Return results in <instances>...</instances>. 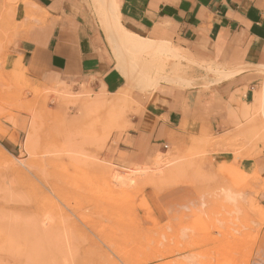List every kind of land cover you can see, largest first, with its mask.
<instances>
[{
    "label": "rangeland",
    "instance_id": "1",
    "mask_svg": "<svg viewBox=\"0 0 264 264\" xmlns=\"http://www.w3.org/2000/svg\"><path fill=\"white\" fill-rule=\"evenodd\" d=\"M31 1L25 6L16 0H0V140L8 137L19 145L14 156L0 145V187L15 191L16 197L22 196L15 204L24 205L25 200L24 206L31 209L27 264H248L255 237L264 226L255 213L259 202L254 198L248 199L246 210L256 222L246 214L239 224L234 222L238 229L229 220L232 211L218 198L225 186L214 182L215 175L210 182L206 175L198 176L211 206L192 224L175 227L169 219L163 220L166 214L156 199L177 186H171L176 176L187 181L194 170L193 159L217 150L220 143L237 158L250 144L263 143L264 102L242 107L237 134L208 135L185 154L155 152L138 164L126 150L132 144L128 130L130 115L136 110V89L125 84L116 93L106 94L60 83L37 85L27 78L19 44L27 28L46 14H39ZM86 1L95 9L94 0ZM205 74L211 73L199 69L183 86H191ZM248 110L257 118L250 119ZM166 170L171 177L177 174L167 180L162 176ZM228 170H233L232 163ZM8 180L15 184L8 185ZM233 185L249 187L243 176ZM229 242L237 244L238 253H226ZM6 250L0 241V264H13L5 259ZM18 252L16 264H21Z\"/></svg>",
    "mask_w": 264,
    "mask_h": 264
},
{
    "label": "crops",
    "instance_id": "2",
    "mask_svg": "<svg viewBox=\"0 0 264 264\" xmlns=\"http://www.w3.org/2000/svg\"><path fill=\"white\" fill-rule=\"evenodd\" d=\"M33 1L47 14L27 28L19 44L23 68L33 84L60 83L75 90L89 87L106 94L125 88L121 74L114 67L115 60L96 10L89 2L86 5L84 0ZM116 1L120 23L125 29L143 38L166 41L197 65H207L211 60L227 68L264 65V0ZM26 76L23 71L22 77ZM207 76L196 79L191 86L159 83L151 93L134 92L136 110L130 115L132 126L128 130L132 144L126 148L131 160L144 164L155 152L185 154L205 136L237 134L242 107L252 108L259 102L255 91L263 83V74L244 70L218 83L212 82L214 75ZM234 92L238 94L236 99H232ZM248 115L250 119L257 118L251 110ZM0 145L13 156L19 150L17 141L8 137L2 138ZM224 145L220 143L217 150L193 159L192 166L199 164L193 166L186 185L159 193L156 201L166 214L163 220L169 219L177 227L182 223L192 224L199 214L204 216L209 212V197L204 194L202 182L198 183V176L203 175L209 182L215 175L214 182L222 183L223 189L235 188L233 182L244 177L249 187L238 189L245 201L238 210L233 212L234 207L224 200L223 189L218 192V198L225 201L226 209L238 220L241 216L246 218L249 198L264 208L263 143L250 144L238 158ZM231 163L233 170L229 171ZM247 216L255 221L253 215ZM248 264H264V226Z\"/></svg>",
    "mask_w": 264,
    "mask_h": 264
},
{
    "label": "bare ground",
    "instance_id": "3",
    "mask_svg": "<svg viewBox=\"0 0 264 264\" xmlns=\"http://www.w3.org/2000/svg\"><path fill=\"white\" fill-rule=\"evenodd\" d=\"M16 1L22 3L25 6L32 4L31 0H16ZM81 1H83V0H81ZM94 1H95V5H96L94 7L96 10V15H97V19L99 22V26L102 29L101 31L103 32V35L105 36L104 38H105L107 44L110 46V48L109 47L108 48L110 49L111 55L113 56V59L115 60L114 67L121 74L125 84H128L129 86L133 87L134 89H136L138 91L143 92L146 89V87H148V90L146 92L151 93V91L154 89V87L159 85V83H171L173 85H178V86L182 85L183 86L182 82L186 83L187 78H192L193 77L192 75H195L199 69L201 72L203 71V72H208V73L213 74L215 76L214 79H212V81L214 83H218L221 81L223 82L224 78L228 79V78L235 76L237 73H240L241 71H244V70H255L256 72H260V73L263 72L264 73V66H256V67L255 66H244V67H239V68L238 67L227 68L224 64H217L215 62L213 63L212 60L208 64L204 63V64H207L205 66H203V65L200 66L199 64L197 65V64H195V62H192L188 58H186L185 56L179 54L176 49H174L171 45L167 44L166 42H158L155 40L143 38V37L131 32V31L125 29L120 23V12H119L116 0H94ZM86 2H88V1H86ZM29 8H31V6ZM37 8L41 11V12H39V14H41L42 11H44V8L41 6L37 5ZM28 10L29 11H27V14L30 12V9H28ZM32 15H30V16H32ZM46 15L47 14L42 13L40 15V17H46ZM171 61H173V62H171ZM206 76L207 75L205 74L204 77H206ZM207 77H209V76H207ZM197 78H199V77H197ZM208 84H209V82H208ZM242 89H243V87H242ZM240 94H241V92H240ZM237 95L238 94L236 92H234V94L232 95V99H234V98L236 99ZM255 97L259 101V104L260 103L263 104V102H264V82H263V85L261 87V90L255 94ZM252 100H254V99H252ZM230 101H232V100H230ZM257 105L255 104L254 106H257ZM234 108H235V105H234ZM262 110H263V108H262ZM238 115H240V114H238ZM232 120H233V118H232ZM258 128L260 129V126ZM259 131L258 132L256 131L255 134L259 133ZM191 136H193V135H191ZM256 136H258V135H256ZM260 136H261V134L259 135V137ZM253 137H255V135ZM253 139L255 140V138H253ZM261 140L264 141V137ZM261 140H258V141H261ZM191 141H193V140H191ZM256 141H257V139H256ZM263 145H264V142H263ZM169 171L166 170V171H164V173L166 172L165 174L162 173V176L163 175L165 176L164 178H166V176H167V180H168V176L170 179V178H173V176L177 174V173L172 174L173 176L171 177ZM173 172L171 171V173H173ZM10 178H13V177H10ZM175 178L176 179H174L171 182V186L185 185L187 183V181L181 180L180 177L176 176ZM170 180H172V179H170ZM8 181H9L8 183H10L8 185L11 186V184H13V183H11L12 181L11 180H8ZM5 185H6V183H5ZM14 188L16 189L17 187H14ZM245 188H247V187H245ZM3 189L5 191L10 190V192H7V191L5 192ZM3 189L0 187V241L4 242V244H6V246H7V250L5 253L6 254L5 259L13 262V264H16V262H17L16 258H18L17 255L19 253L18 251L20 250V254L22 256V258H20V262H21V264H27L26 247H27V242H28L29 225L31 224V223L29 224V222H31V220H29V216H30L29 210H31V209L28 208L29 206L28 207L24 206L25 200L22 201L24 203V205H22L21 203L18 205L15 204L16 200H20L22 196L16 197V196H19V194L15 195V191L11 192V189H8V188H6V189L3 188ZM12 190H13V188H12ZM16 190H18V189H16ZM21 190H24V189H21ZM235 190H236L235 188L228 187L226 189H223V192H222L224 200L226 202L231 203V205L234 207V209H232L233 212L235 210H238V208L244 206V203H245L242 196H240L241 195L240 191L237 189L236 190L237 192H236ZM20 195H22V194H20ZM25 199H26V197H25ZM26 201H28V200H26ZM28 204H29V202H28ZM249 212H251V211H249ZM255 213L258 215L260 223L264 224V208L262 206L258 205L257 209L255 210ZM233 214L231 212V215H230L231 219H229L231 221L232 225L234 224V222L237 223L239 221L237 219L238 217L236 215H233ZM224 218H225L224 220L226 221L227 218L226 217H224ZM30 219H31V217H30ZM228 223H230V222H228ZM238 224H239V222H238ZM238 224H234L233 226H235V228L237 227V229H238ZM226 229H232V228L226 227ZM257 237H258V235L255 237V240L257 239ZM234 243L233 242L228 243L227 248H229V251H226L227 254L231 255V254L239 252L237 249L238 248L237 244H234ZM2 258L3 257H1V259Z\"/></svg>",
    "mask_w": 264,
    "mask_h": 264
}]
</instances>
